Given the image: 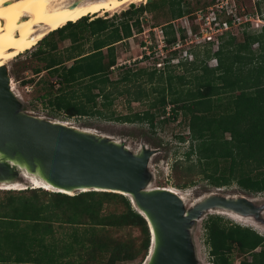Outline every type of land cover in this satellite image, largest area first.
Here are the masks:
<instances>
[{
  "label": "trees",
  "instance_id": "16d2710c",
  "mask_svg": "<svg viewBox=\"0 0 264 264\" xmlns=\"http://www.w3.org/2000/svg\"><path fill=\"white\" fill-rule=\"evenodd\" d=\"M164 5L175 19L162 26L166 48L178 38L187 37L178 22L189 13L182 0H147L124 10V19L119 23L112 17H95L90 21L82 17L46 34L32 53L40 64L33 73L44 71L35 83L42 91L40 96H50L48 102L68 117L103 113L113 117L112 111L106 113L102 108L112 104V94L123 93L119 84L136 82L140 74L146 73L147 80L155 82L150 90L156 92L149 108L115 118L124 122L147 120L154 126L160 115L164 117L159 122H165L182 113L188 117L187 133L179 141L189 140L184 160L190 161V156L195 155L201 178L216 187L235 182L243 191L264 192V27L256 32L244 31L243 40L237 42L234 36L229 34L225 38L222 33L217 37L218 48L213 52L206 49L203 59L195 53L194 60L181 59L176 63L175 66H184L186 74L128 68L115 81L110 79L109 72L116 65L113 44L131 36L133 26L141 30L140 14ZM84 25L95 39L89 51L81 52V35L75 29ZM67 28L71 30L66 31ZM195 30L193 35L198 32ZM65 39L71 45L63 58L57 50L59 41ZM254 44L257 46L252 49ZM104 47L108 49L106 58ZM176 52L172 51V57ZM211 56L216 59L215 66L204 63ZM170 59H164L165 68L170 66ZM24 82L34 83V79ZM186 83L192 84L186 88ZM110 85L116 89L110 90ZM147 94L143 92V96ZM141 96L137 92L133 98L138 100ZM167 104L172 105L171 117H165ZM184 160L174 162L175 178L181 171L192 173V164L186 166ZM187 184L175 182L173 186L184 188ZM0 190L6 192V200H0L1 264H102L99 261L104 255V264H134L143 262L148 255L147 221L121 193L86 190L70 195L28 186ZM55 222L73 226L70 240L53 239ZM202 222L211 264H233L235 252L251 256L250 261L241 260L240 264H264V236L254 229L214 213L207 214ZM77 226L83 228L79 230ZM109 228H124L130 233L116 241L107 235ZM132 229L139 231V238L132 234Z\"/></svg>",
  "mask_w": 264,
  "mask_h": 264
},
{
  "label": "rangeland",
  "instance_id": "374dc122",
  "mask_svg": "<svg viewBox=\"0 0 264 264\" xmlns=\"http://www.w3.org/2000/svg\"><path fill=\"white\" fill-rule=\"evenodd\" d=\"M73 1V0H72ZM145 1H138L130 3L128 5L119 7L112 11H107L102 14L95 15H85L87 17L86 21H90L95 17L101 18H113L115 22L119 23L124 19L121 13L126 9H133L139 5L145 3ZM71 2V1H70ZM185 9H188L189 13L181 16L179 21L182 25V29H185L186 34H193L195 29L202 27L203 22H205L206 17L212 15L214 11L215 18L218 21H227L229 24L227 28L223 30L225 38L230 34L235 37L236 42L242 41L244 34L243 32H256L260 31L264 27V0H182ZM133 5V8L131 6ZM220 5L223 8H220ZM220 9H225L227 15H221L218 11ZM81 19V18H80ZM79 20V19H78ZM139 20L141 21V30L138 31L136 27L133 26V35L121 39L113 44L114 54L116 56V65L112 71L109 72V77L111 80L115 81L118 76L123 74L128 68L133 71L145 68L147 71L152 69L170 70L175 74H186L184 66H175L177 60L169 61L170 66L165 68L166 63H161V58L164 56L172 57V51H174L171 46L167 47L168 51H162L161 46L158 42L160 35H162L161 29L165 23L174 22L175 19L172 18L170 12H168L167 5L163 8L155 7L152 12H144L140 14ZM192 20V21H191ZM230 20V21H228ZM72 22V21H71ZM132 22V20L130 21ZM178 22H175L178 23ZM218 22V23H221ZM205 28V27H204ZM71 28H67L66 31H70ZM77 32L80 33L81 37L78 40V45L80 46V51H89L92 47V43L95 36L89 34V29L87 25L76 28ZM65 31V32H66ZM136 32V34H135ZM135 34V35H134ZM195 35H192L189 39L181 40L180 48L175 49L176 55L179 52L186 50L187 56L185 58L177 57V59H183L185 61H192L195 58V53H199V58L203 59L205 55V50L210 49L211 52L218 48L220 40L217 38L213 44L203 43L199 41L200 39ZM227 34V35H226ZM218 37L219 34H216ZM215 37V38H216ZM149 42V44L145 41ZM71 45L69 39L59 41L58 52L63 56L67 55V49ZM38 46V42L31 48L19 53L15 57L11 58L6 62V66L11 78L12 88L18 94V98L22 103V109L24 111L30 112L34 115L49 118L52 120H58L66 122L70 125L77 126L80 128H89L93 131L99 132L104 135H108L114 139L121 140L126 146L131 150L136 151L142 146L149 148H157L158 152L151 156L149 169L152 172V179L150 181L151 187H172L178 190L185 198V205L189 207L191 204L196 203L200 198L209 194L211 192H218L219 194L225 195H244L256 205L261 206V212L259 219L256 218H240L231 213L220 212L217 210L206 211L203 216L196 220L192 228V237L196 247V255L199 259L198 264H211L209 262L208 247L204 242L205 230L203 227V219L207 214L214 213L221 215L224 219L229 220L231 223L239 224L242 226H248L254 229L258 234L264 236V192L250 193L243 191V189L235 182L229 185L216 187L208 182V180L201 178L198 166L195 164L196 157L191 155L190 161L184 160V152L188 148L189 140L184 142L179 141V137L187 133L186 124L188 122V117L179 113L176 119H173L171 104L166 106L165 117H171L165 122L162 121L163 115L156 117V122L154 126L147 120L143 121H121L117 120L115 117L119 114L130 115L135 112H144L149 108V104L156 97V92H152L150 89L154 83H150L147 80V74L142 73L139 75L136 82H125L119 84L118 88H123L124 91L121 95L114 96L113 102L109 108H102L106 113L109 111L113 112V117H108L106 114H94L89 116H71L68 117L66 113L62 110H57L55 106L48 102L50 96L41 97V90L38 84L39 77L42 76L44 71L39 74H34V68L40 65L36 61L35 57H32L33 51ZM257 44L252 45V49H255ZM106 58L108 55V49L106 47L102 50ZM150 53V54H149ZM72 60L68 61L66 64L69 65ZM205 64H216V59L211 56V58L204 59ZM33 78L34 83L27 82V79ZM192 83H186L185 87L191 86ZM110 90H115L116 88L110 85ZM148 92L147 96H143V92ZM137 92H141L142 96L138 100H134V95ZM184 137V136H183ZM178 159H183L185 165L188 163L192 164V173L188 175L181 171L175 178V171L173 170L174 162ZM21 183L26 186H30V183L25 181L23 178H18ZM175 182L188 183L184 188H176L173 186ZM19 189V188H18ZM77 193V192H75ZM74 193V194H75ZM6 192L0 190V200H6ZM113 208V205L110 207ZM53 231L55 240H70L71 234L73 232V226L67 223H53ZM83 226H77V229H81ZM128 229L124 228H109L107 235L110 238L118 241L124 239L129 235ZM132 234L139 238V231L137 229H132ZM139 239H136L138 242ZM1 242V240H0ZM259 248L255 249L258 250ZM147 257V256H146ZM144 258V260L146 259ZM106 257L100 258L99 263L104 264L106 262ZM143 260V262H144ZM241 260L250 261L251 256L240 255L234 253L233 264H240ZM142 262V261H141ZM141 262H136L134 264H142Z\"/></svg>",
  "mask_w": 264,
  "mask_h": 264
},
{
  "label": "water",
  "instance_id": "95a60500",
  "mask_svg": "<svg viewBox=\"0 0 264 264\" xmlns=\"http://www.w3.org/2000/svg\"><path fill=\"white\" fill-rule=\"evenodd\" d=\"M10 83L7 66L1 65L0 181L18 180L28 169L40 174L54 191L102 190L129 196L150 231L144 264H198L191 231L206 211L224 209L259 219L262 207L244 195L211 192L186 207L174 191L149 188L148 166L157 148L133 151L89 128L24 111Z\"/></svg>",
  "mask_w": 264,
  "mask_h": 264
},
{
  "label": "bare ground",
  "instance_id": "6f19581e",
  "mask_svg": "<svg viewBox=\"0 0 264 264\" xmlns=\"http://www.w3.org/2000/svg\"><path fill=\"white\" fill-rule=\"evenodd\" d=\"M138 1L145 0H0V66L5 65L8 60L19 53L33 47L46 34L62 27L68 21H77L88 14H102ZM10 86L18 97L11 83ZM10 163L13 164V162ZM20 167L24 166L21 165ZM19 177L32 186L55 190L40 174L30 172L28 169L23 170ZM151 186L148 187L156 188ZM18 188H25V184L17 179L0 181V189ZM166 188L180 195L186 203L184 196L178 190L172 187ZM82 191H86V189ZM66 194L72 195L74 193L66 192ZM217 211L231 213L243 219L252 218L224 209ZM148 257L149 254L142 264L146 263Z\"/></svg>",
  "mask_w": 264,
  "mask_h": 264
},
{
  "label": "built area",
  "instance_id": "2783aa9c",
  "mask_svg": "<svg viewBox=\"0 0 264 264\" xmlns=\"http://www.w3.org/2000/svg\"><path fill=\"white\" fill-rule=\"evenodd\" d=\"M220 8H223V6L222 5H220ZM221 15H227L226 14V11H225V9H220V11H218ZM216 16H215V14H214V11H212V15L211 16H209V18L208 17H206V19H205V22H203V25H202V27L201 28H199L198 29V34L196 35L200 40L199 41H196L197 43H199V42H202L203 41V43H209V42H215L216 41V39H217V35L216 34H219V35H221L222 33H223V30H225L226 28H227V25L229 24L227 21H218L216 18H215ZM218 22H221V23H218ZM205 27V28H204ZM160 32H162V35H160L161 37H159V39H158V42H159V44H160V46H161V49L162 50H160V49H158L159 51L158 52H160L161 51V53H162V51H168V49H167V47L165 48V41H164V39H165V36H164V34H163V31H162V29H161V31ZM194 34V33H193ZM192 33L189 35V34H187V37L184 39V40H186V39H189L190 37H192V35H193ZM216 37V38H215ZM146 42H147V40H145ZM148 44H149V42H147ZM180 44H181V39L180 38H178L172 45H171V48L173 49V50H175V49H177V48H180ZM150 54V53H149ZM161 55H163V53L161 54ZM177 57H182V58H185V57H188L187 56V51L186 50H184V51H182L181 53L179 52V54H178V56ZM177 57L175 56V57H171V59H170V61H173V60H177L178 61V59H177ZM165 58H167L166 56H164L163 55V57L161 58V63H158V64H162V63H164V59ZM188 58H190V56L188 57ZM66 123V122H65Z\"/></svg>",
  "mask_w": 264,
  "mask_h": 264
},
{
  "label": "clouds",
  "instance_id": "9594fccd",
  "mask_svg": "<svg viewBox=\"0 0 264 264\" xmlns=\"http://www.w3.org/2000/svg\"><path fill=\"white\" fill-rule=\"evenodd\" d=\"M72 22H73V21H72ZM141 25H142V24H141ZM135 34H136V32H135ZM135 34H134V35H135ZM132 35H133V33H132ZM176 56H177V55H176ZM179 60H180V59H178V61H179ZM178 61H177V62H178ZM26 187H27V186H26ZM29 187H33V188H39V187L32 186L31 184H30V186H29ZM19 189H23V188H19Z\"/></svg>",
  "mask_w": 264,
  "mask_h": 264
},
{
  "label": "crops",
  "instance_id": "0c3cea01",
  "mask_svg": "<svg viewBox=\"0 0 264 264\" xmlns=\"http://www.w3.org/2000/svg\"><path fill=\"white\" fill-rule=\"evenodd\" d=\"M123 39H124V38H123ZM123 39H122V40H123ZM213 57H214V56H213ZM214 58H215V57H214ZM207 65H209V66H215V64L211 65V64H208V63H207ZM1 262H2V261L0 260V264H1Z\"/></svg>",
  "mask_w": 264,
  "mask_h": 264
}]
</instances>
